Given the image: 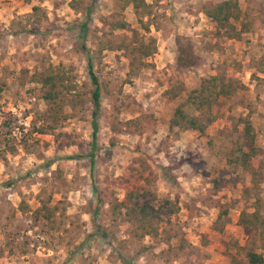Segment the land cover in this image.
<instances>
[{"label": "rangeland", "instance_id": "1", "mask_svg": "<svg viewBox=\"0 0 264 264\" xmlns=\"http://www.w3.org/2000/svg\"><path fill=\"white\" fill-rule=\"evenodd\" d=\"M221 1L0 0V264H264V0H236L240 38L205 15ZM209 76L234 88L218 117L170 129Z\"/></svg>", "mask_w": 264, "mask_h": 264}, {"label": "trees", "instance_id": "2", "mask_svg": "<svg viewBox=\"0 0 264 264\" xmlns=\"http://www.w3.org/2000/svg\"><path fill=\"white\" fill-rule=\"evenodd\" d=\"M135 1V0H134ZM204 13L209 17L217 26L218 34L227 35L233 38H240V30H237L233 21H238L240 18V10L236 0H223L221 2H216L204 9ZM81 31L83 34L87 31V22L85 21L81 26ZM83 50L86 51L85 46ZM140 51L142 55L148 56L155 52V48L151 46H145L141 44ZM191 48L190 46L184 47L178 41L177 44V53L176 61L179 66H191L194 63L193 56L190 55ZM87 55V71L93 85L91 99L95 106V111H93V117L96 116V109L99 107V98H100V86L98 78L94 73L93 64L91 59L88 56V52H85ZM58 76L47 75L43 78H40V81L43 85L49 86V89L52 94H54L55 84L53 80L57 79ZM234 88L232 87V82L230 79L225 78L224 76H209L201 79L198 88L190 90L184 103L176 102L177 96L181 92V86L173 87L169 90V97L176 102L175 108L172 114V117L169 122L170 129H176L178 131L192 129L197 130L200 133H203L204 130L213 122L219 113V100L220 96L230 97ZM54 96V95H53ZM48 104L53 101L52 96H47ZM190 105L193 109V112L190 113L186 106ZM238 121H241L244 125V133L250 135V122L248 116L244 118H238ZM92 148L95 147L94 139L96 138L97 125L96 121L92 120ZM242 152L239 156L236 157L239 163L243 166H248V163L252 160V157L255 153V148L249 146L247 152ZM93 153L90 154V159L92 160ZM226 214V211L223 212ZM214 229L216 226L214 225ZM218 230L221 229L219 226ZM246 256L250 264L262 263L263 259L260 255L248 251Z\"/></svg>", "mask_w": 264, "mask_h": 264}]
</instances>
